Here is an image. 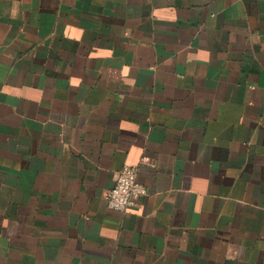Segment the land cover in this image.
Returning <instances> with one entry per match:
<instances>
[{
    "label": "crops",
    "instance_id": "0c3cea01",
    "mask_svg": "<svg viewBox=\"0 0 264 264\" xmlns=\"http://www.w3.org/2000/svg\"><path fill=\"white\" fill-rule=\"evenodd\" d=\"M0 264H264V0H0Z\"/></svg>",
    "mask_w": 264,
    "mask_h": 264
},
{
    "label": "built area",
    "instance_id": "2783aa9c",
    "mask_svg": "<svg viewBox=\"0 0 264 264\" xmlns=\"http://www.w3.org/2000/svg\"><path fill=\"white\" fill-rule=\"evenodd\" d=\"M137 165H124L114 173V183L106 191L107 206L117 211H125L147 194L145 186L138 179Z\"/></svg>",
    "mask_w": 264,
    "mask_h": 264
}]
</instances>
